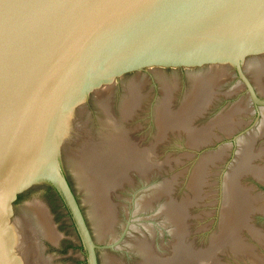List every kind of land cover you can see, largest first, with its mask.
Instances as JSON below:
<instances>
[{"label": "water", "instance_id": "obj_1", "mask_svg": "<svg viewBox=\"0 0 264 264\" xmlns=\"http://www.w3.org/2000/svg\"><path fill=\"white\" fill-rule=\"evenodd\" d=\"M116 264H264V71L181 191Z\"/></svg>", "mask_w": 264, "mask_h": 264}]
</instances>
